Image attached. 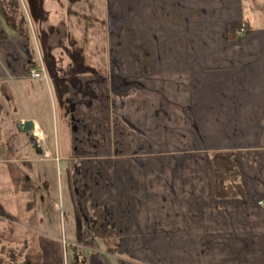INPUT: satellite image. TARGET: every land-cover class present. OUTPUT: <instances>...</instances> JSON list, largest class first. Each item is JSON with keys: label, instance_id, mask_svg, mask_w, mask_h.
<instances>
[{"label": "crops", "instance_id": "0c3cea01", "mask_svg": "<svg viewBox=\"0 0 264 264\" xmlns=\"http://www.w3.org/2000/svg\"><path fill=\"white\" fill-rule=\"evenodd\" d=\"M231 23L244 31L232 37ZM66 73L70 129L52 86ZM46 79L59 152L115 225L118 252L79 244L76 219L38 206V220H0V260L21 248L13 264H264V0H0V101L19 104L24 85ZM16 108L0 113L44 130ZM216 153L234 154L245 198L216 197ZM14 155L4 163L21 212L29 150Z\"/></svg>", "mask_w": 264, "mask_h": 264}, {"label": "rangeland", "instance_id": "374dc122", "mask_svg": "<svg viewBox=\"0 0 264 264\" xmlns=\"http://www.w3.org/2000/svg\"><path fill=\"white\" fill-rule=\"evenodd\" d=\"M83 65L88 66V71L103 70L101 68L102 64ZM125 65L126 64H119L118 67L121 69ZM113 66H115L114 68L117 67L116 65ZM58 73L60 74V72ZM51 78L52 75H50V79ZM24 87L25 90L22 92L24 95L23 101H19V104L17 101V104L15 103L13 105L1 97L0 108L1 111L4 109L11 110L15 106L20 113L19 120L24 118L34 119L38 122V126L40 121L43 123L44 130L42 131L41 128H39L36 133L38 134V145L42 149V153L39 155L36 154L29 137L24 133H18L16 126L12 125V120H17L18 117L15 119L10 117L7 118L6 115L4 117L2 116V113H0V146L3 147L0 148V205L7 211V214L3 213V218H0V220L7 221V218H9V221H19L24 224H26L27 220H38L39 213L36 211V208L40 206V212L43 209L47 210L46 214L48 219L52 215L53 218L56 219L55 222H62L63 224L68 225L69 222L75 221L76 219L74 204L77 203L82 211L83 209L79 192L76 191L77 194L74 193L72 196L68 187L66 173L68 161L64 160L62 158V153L60 154L59 152L57 128L55 126L56 111L53 94L47 79L42 82H32L29 87L25 85ZM14 114H16V112H14ZM23 146L25 148L27 147L29 150L28 158L30 161L28 162L27 167L20 166L22 167L21 170L19 171L16 168L15 171H19L16 176H18V174L20 176L22 173L27 174L32 182L31 189L34 190L37 198H35V201L32 198L30 199L34 201L36 207L35 210L31 212H26V204L28 203V201L25 200L26 198H24L25 202L22 211H19L18 198L14 194V184L11 181V176L8 175V173H10L8 165L4 163L9 159H16V155L13 156V153ZM17 167L19 168V166ZM20 195L25 196L23 192H21ZM40 196L42 198H40ZM84 217L85 214L83 212V218ZM86 225L87 223L85 226ZM32 249L33 251H36V246L33 245ZM9 250H13L17 256H20L23 252L21 248H17L16 250L10 248ZM77 250L78 245L74 242L67 244L66 251L70 259L74 257ZM3 253L5 256L2 260L5 263H9L10 258L7 255V250H4Z\"/></svg>", "mask_w": 264, "mask_h": 264}, {"label": "trees", "instance_id": "16d2710c", "mask_svg": "<svg viewBox=\"0 0 264 264\" xmlns=\"http://www.w3.org/2000/svg\"><path fill=\"white\" fill-rule=\"evenodd\" d=\"M243 25L240 23H231L228 26L229 33L234 37L237 30H241ZM33 65V64H32ZM148 64H144L146 66ZM33 66H29L31 68ZM71 73L62 74L56 77L52 82L54 89L55 100L58 108V117L61 123H66L70 129V104L68 99V84ZM63 133V131H62ZM71 153L68 156L70 157ZM215 173V195L218 199L225 198H245L244 188L240 182V173L234 159L233 153H216L210 157ZM67 182L69 190L73 196L75 190L80 194L82 201V209L74 204V211L76 215V221L78 227L76 231V241L84 246L92 248H100L105 253L116 255L118 252V237L115 234V225L107 221L104 217V212L101 208H93L89 200L90 186L82 180L81 168L74 162L73 159L68 160L67 164ZM32 183V182H31ZM27 184L26 189L32 188ZM33 189H31L32 191ZM35 193L32 191V197L35 201ZM29 200L26 204V212L35 210V203ZM34 203V204H33ZM24 207V205H23ZM1 210V209H0ZM83 212L86 220L94 234L93 239L86 237L83 231ZM0 215L3 212L0 211ZM7 255L10 258L9 263H5L2 259L0 264H13L17 263L18 257L13 250H7ZM22 264H38V262H32L29 259ZM118 264H133L124 260H119Z\"/></svg>", "mask_w": 264, "mask_h": 264}, {"label": "water", "instance_id": "95a60500", "mask_svg": "<svg viewBox=\"0 0 264 264\" xmlns=\"http://www.w3.org/2000/svg\"><path fill=\"white\" fill-rule=\"evenodd\" d=\"M19 132H23L29 137V140L32 142L33 148L38 154L42 153V149L38 145V140L36 136V125L33 121H26L17 126Z\"/></svg>", "mask_w": 264, "mask_h": 264}, {"label": "built area", "instance_id": "2783aa9c", "mask_svg": "<svg viewBox=\"0 0 264 264\" xmlns=\"http://www.w3.org/2000/svg\"><path fill=\"white\" fill-rule=\"evenodd\" d=\"M240 31H244V27ZM29 75L32 79H40V78L46 77L44 69H42V70L30 69Z\"/></svg>", "mask_w": 264, "mask_h": 264}]
</instances>
